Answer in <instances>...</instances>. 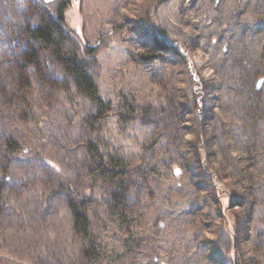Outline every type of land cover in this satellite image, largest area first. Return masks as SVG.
Instances as JSON below:
<instances>
[{"label":"rangeland","instance_id":"374dc122","mask_svg":"<svg viewBox=\"0 0 264 264\" xmlns=\"http://www.w3.org/2000/svg\"><path fill=\"white\" fill-rule=\"evenodd\" d=\"M60 7L65 47L110 103L89 132L50 56L19 69L27 28ZM97 138L128 163L133 234L108 223ZM0 179V264H83L73 199L93 233L135 242L101 264H235L233 244L237 264H264V0H0Z\"/></svg>","mask_w":264,"mask_h":264},{"label":"trees","instance_id":"16d2710c","mask_svg":"<svg viewBox=\"0 0 264 264\" xmlns=\"http://www.w3.org/2000/svg\"><path fill=\"white\" fill-rule=\"evenodd\" d=\"M63 21V9L60 7L54 15L48 16L46 19H39L31 27L27 28L26 33L28 40L17 50L22 64L19 69L24 70L30 66L33 68L37 67V71L39 62L43 58L42 54L50 56V60L52 59V62L56 64V68L60 71L56 81L59 82L61 87H65L66 84H71V92L65 89L66 93H64L63 97L66 99L69 97L68 100L71 105L75 102L76 97L84 101V107H86L87 110L79 116V123L80 126L84 128L87 127L85 131L89 132L90 126L95 123L99 125L101 120L105 117V113L110 111V103L104 101L101 97L87 69L84 58L79 56L75 50L65 47L64 32L62 30ZM158 30L161 33V30ZM161 37L164 36L161 35ZM18 78L21 79H19L20 82L23 81V84L16 85V87L14 86L13 88L11 87L9 92L14 94L10 95V97L13 96L12 98L20 103L21 106H27L23 93H28L27 89L31 87L32 83L25 77L18 76ZM37 79L39 82H42L39 76ZM194 92H196V90ZM19 93H21V95ZM72 94L75 95V97H72ZM198 95L199 94H197V96ZM132 107L131 104H128L126 107L124 106L121 114H134V109ZM197 111L200 112L201 110L197 108ZM25 112L30 114L28 108L25 109ZM20 114L21 113L18 112V116ZM19 117H22V114ZM105 147L103 142L98 138L87 143L85 149L91 157L94 158L93 161L95 160L90 174L95 181H99L100 183L103 182L111 187L110 196L104 205L110 226L113 227L114 231L133 234V232L130 231V229L133 228L131 223L132 220L129 215L131 213L125 206V190L123 187L124 177L127 176L126 171L128 170V163L125 160V156L118 154L115 149H113L114 152H107ZM101 148H103V152L100 151ZM3 151L6 152L8 158H12L19 157V153L23 152V149L19 147L18 144L15 145L12 140H8ZM1 190L2 187L0 184V201L2 200ZM77 200H71L69 211L71 213V221L75 235L80 238L78 248L80 262L83 264H101L105 257H109L110 255L111 260H113L117 253L135 244L132 238L115 240L111 235V237H101L93 233L85 210L82 208L83 200L79 199L81 200L79 203L76 202ZM116 241L119 243L117 244ZM107 248L109 251L106 250ZM113 249H117V251ZM234 261L235 264L238 263L235 257Z\"/></svg>","mask_w":264,"mask_h":264},{"label":"water","instance_id":"95a60500","mask_svg":"<svg viewBox=\"0 0 264 264\" xmlns=\"http://www.w3.org/2000/svg\"><path fill=\"white\" fill-rule=\"evenodd\" d=\"M45 3H50V2H54V1H57V0H43ZM233 249H234V257L236 259V250H235V244H233Z\"/></svg>","mask_w":264,"mask_h":264}]
</instances>
